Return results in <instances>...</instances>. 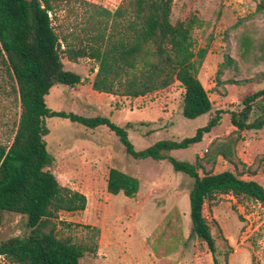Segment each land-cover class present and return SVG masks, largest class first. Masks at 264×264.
<instances>
[{"label": "rangeland", "instance_id": "374dc122", "mask_svg": "<svg viewBox=\"0 0 264 264\" xmlns=\"http://www.w3.org/2000/svg\"><path fill=\"white\" fill-rule=\"evenodd\" d=\"M84 1L112 12L122 3V0ZM263 1H174L172 23L196 19L192 31L195 51L208 47L198 77L213 103L210 114L195 120L184 118L185 91L179 82L139 98L96 92L92 84L98 71L97 62L88 58L73 62L66 54L62 56L65 69L81 75L82 82L74 87L54 86L46 97L47 105L54 111L109 118L126 128L137 151L162 140L181 141L192 137L220 110L223 112L220 124L202 143L168 153L179 161L195 164L198 157L206 155L212 142L237 135L230 113L242 107L247 96L264 89V54L257 48L258 56L242 57L241 54L243 36L264 49V11L258 10ZM92 11L89 4L70 2L56 17L51 14L55 29L67 39L66 44L61 42L62 51L79 46L85 36L86 18ZM228 56L234 63L224 67ZM3 59L0 56V145H10L21 107L16 84ZM47 126L50 133L45 141L55 157L52 172L62 186L80 191L88 202L85 211L59 214L54 220L57 236L74 243L98 242L99 245L97 255L85 256L80 264H214L207 243L191 236V177L176 172L167 160L134 159L106 126L89 129L63 118H48ZM240 137L238 173L243 174V179H253L264 186V130L243 131ZM203 164L204 172L237 173L222 158L214 165ZM112 168L140 180L141 189L135 198L108 192L107 179ZM204 215L211 226L220 264H264V207L261 204H240L232 196H220L217 203L205 206ZM27 222L26 216L5 213L0 242L29 235ZM87 227L98 228L100 237L95 238L94 231ZM0 264L14 263L0 255Z\"/></svg>", "mask_w": 264, "mask_h": 264}, {"label": "trees", "instance_id": "16d2710c", "mask_svg": "<svg viewBox=\"0 0 264 264\" xmlns=\"http://www.w3.org/2000/svg\"><path fill=\"white\" fill-rule=\"evenodd\" d=\"M174 1L122 0L112 12L84 0H0V56L16 84L21 107L12 143L0 145V227L3 215L14 213L28 218L30 230L26 237L13 236L0 242V255L12 263L80 264L85 256H96L98 252V242L85 245L57 236L54 220L59 214L85 211L88 202L80 191L62 186L51 170L55 157L45 141L50 133L48 118L67 119L89 129L106 126L119 138L129 156L137 160H167L176 172L191 177V236L207 243L214 264L220 262L211 226L204 215L205 206L217 203L220 196H232L240 204L255 202L264 207V186L256 180L242 178L237 156L241 132L264 130V105L261 104L264 89L247 96L242 107L230 113L237 135L212 142L206 155L198 157L195 164L179 161L168 153L202 143L220 124L223 114L220 110L192 137L181 141L162 140L137 151L126 128L109 118L54 111L47 105L46 97L54 86L74 87L82 82L81 75L65 69L62 56L66 54L73 62L80 58L97 62L98 71L92 84L96 92L139 98L179 82L185 91L184 118L195 120L210 114L213 103L198 77L208 47L195 51L192 31L196 19L172 23ZM70 2L89 4L93 11L86 18L85 36L79 46L62 51L61 42L66 44L67 39L55 29L51 14L56 17ZM258 10L264 11V1ZM256 48L264 54V49L254 46L250 37H242V57L258 56ZM233 63L228 56L223 66ZM258 108L260 113L255 116ZM219 158L232 164L237 173L204 172V162L214 165ZM140 187L137 177L118 168L110 170L107 179L110 194L122 193L132 199ZM87 229L94 231L95 238L100 237L98 228Z\"/></svg>", "mask_w": 264, "mask_h": 264}, {"label": "crops", "instance_id": "0c3cea01", "mask_svg": "<svg viewBox=\"0 0 264 264\" xmlns=\"http://www.w3.org/2000/svg\"><path fill=\"white\" fill-rule=\"evenodd\" d=\"M127 173V172H126ZM140 189H141V187H140ZM115 196V195H114ZM131 199V198H130Z\"/></svg>", "mask_w": 264, "mask_h": 264}]
</instances>
